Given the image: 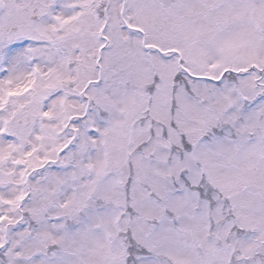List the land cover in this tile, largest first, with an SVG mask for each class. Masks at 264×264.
<instances>
[{"label": "snow or ice", "instance_id": "1", "mask_svg": "<svg viewBox=\"0 0 264 264\" xmlns=\"http://www.w3.org/2000/svg\"><path fill=\"white\" fill-rule=\"evenodd\" d=\"M0 264H264V0H0Z\"/></svg>", "mask_w": 264, "mask_h": 264}]
</instances>
